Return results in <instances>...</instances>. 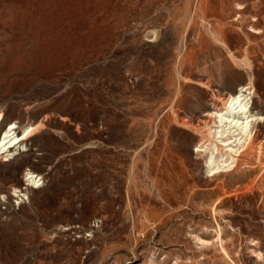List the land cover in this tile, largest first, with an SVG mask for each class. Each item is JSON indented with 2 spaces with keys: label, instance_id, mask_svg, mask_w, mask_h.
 <instances>
[{
  "label": "rangeland",
  "instance_id": "rangeland-1",
  "mask_svg": "<svg viewBox=\"0 0 264 264\" xmlns=\"http://www.w3.org/2000/svg\"><path fill=\"white\" fill-rule=\"evenodd\" d=\"M12 124L0 264H264V0H0Z\"/></svg>",
  "mask_w": 264,
  "mask_h": 264
},
{
  "label": "bare ground",
  "instance_id": "bare-ground-1",
  "mask_svg": "<svg viewBox=\"0 0 264 264\" xmlns=\"http://www.w3.org/2000/svg\"><path fill=\"white\" fill-rule=\"evenodd\" d=\"M248 94H250V91H248V86H241L238 92L235 94H229L226 99L224 109L214 112L215 117L218 119L217 122L222 123L223 121H229L234 127L233 133L234 135H237L235 140L240 145L238 148L240 151L244 149V147L253 137V131L249 129L253 119L250 118L251 114H249L250 102L248 101ZM14 128L15 124H12L4 131L0 142V149L2 152L8 151L21 140L27 138L33 130V127L26 129L23 135L19 137L13 131ZM29 174L28 180H32V182L37 183V175L35 176L33 173Z\"/></svg>",
  "mask_w": 264,
  "mask_h": 264
}]
</instances>
